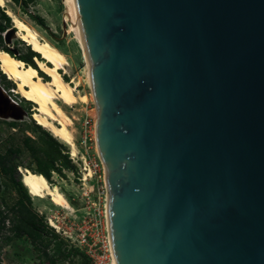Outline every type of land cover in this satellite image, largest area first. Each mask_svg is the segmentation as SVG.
Listing matches in <instances>:
<instances>
[{
    "label": "water",
    "instance_id": "95a60500",
    "mask_svg": "<svg viewBox=\"0 0 264 264\" xmlns=\"http://www.w3.org/2000/svg\"><path fill=\"white\" fill-rule=\"evenodd\" d=\"M75 5L116 264H264V0Z\"/></svg>",
    "mask_w": 264,
    "mask_h": 264
},
{
    "label": "rangeland",
    "instance_id": "374dc122",
    "mask_svg": "<svg viewBox=\"0 0 264 264\" xmlns=\"http://www.w3.org/2000/svg\"><path fill=\"white\" fill-rule=\"evenodd\" d=\"M9 1V8L18 15L21 19L26 21L30 26L34 27L42 37V39L49 41L56 47H58L62 52L67 56L69 66L67 71L62 70L63 79L64 76L68 78V82L76 81L80 83L79 93L86 94L90 97L91 88L87 84V77L85 74V59L83 50L80 48V45L74 39V36L71 33L65 35L63 31V12L65 10L64 0H34L29 3L26 9L23 7L17 6L13 1ZM1 8V7H0ZM2 9V8H1ZM6 12L5 9H2ZM26 12L31 13L36 16H40L44 19L46 26L49 28L48 31L44 30L42 27L38 26L31 18L26 14ZM7 14V13H6ZM8 15V14H7ZM2 19L0 17V23ZM11 24L13 27L12 19ZM10 28V29H11ZM52 34V35H51ZM4 36V33L2 34ZM5 36L10 42L7 44L4 42V45L10 49H14L17 55L26 53V49L30 48L28 45L16 37V33H5ZM31 49V48H30ZM50 79V78H49ZM66 81V80H65ZM0 83L6 88L7 91L11 92L10 94L16 98V100L22 105V107L28 111V108L31 109V115L24 118L22 121H7L0 119V154H4L5 151L13 144H20L22 139L25 136L35 138L37 135L33 132L32 126L34 125L33 121V112L34 105L27 103L19 94L15 92L16 85L9 81L7 77L3 76V73L0 71ZM92 96V95H91ZM94 99V98H93ZM25 100V101H24ZM90 107L95 108L94 101L89 100ZM87 102V103H88ZM93 102V104H92ZM84 103L79 102L73 106H65L64 110L72 118L73 125L70 127L74 137L75 149L77 150V155L73 156V147L66 145L67 150L70 152V159L72 163L77 168V172L74 174L69 171H65L66 177L60 178L57 175H54L52 178L51 185H57L60 190L64 193L68 202L71 205V208L66 209L60 206L55 205L49 198L40 199L32 197V207L33 209L42 216L47 224L52 226L63 225L64 221H70L71 223L77 221L78 217L81 215V207L86 204V194L91 192L93 186L96 185L95 179L84 180L89 167H91L90 160H88V165L85 167L81 161L85 149L80 144L81 142V122L84 115ZM96 111V109H95ZM94 112V110H93ZM92 112V114H93ZM29 113V111H28ZM94 116V114H93ZM36 122V121H35ZM17 125H11V124ZM63 143V142H62ZM91 156V162L100 161L98 156V151L96 147V142H93L89 145V150L87 152ZM73 158V159H72ZM74 160V161H73ZM22 162L23 166L18 168L19 176L21 177L20 169H25V166L31 164L33 167L35 163L30 157L28 151L26 150L22 157L19 159ZM86 168V169H85ZM92 169V168H91ZM0 184L5 181V176H0ZM95 193V192H94ZM93 194V193H91ZM94 196V195H92ZM17 194L15 192H9L6 196V201L9 205H12L17 200ZM2 200L0 199V211H4L2 206ZM51 221V222H50ZM51 223V225H50ZM9 223L6 224L9 228ZM2 236H0V264H39V252H37L31 241L28 237H24L21 240H16L9 245H6L2 242ZM60 238H62L60 236ZM54 247L50 248L52 253ZM81 259L75 258L71 264H80Z\"/></svg>",
    "mask_w": 264,
    "mask_h": 264
},
{
    "label": "bare ground",
    "instance_id": "6f19581e",
    "mask_svg": "<svg viewBox=\"0 0 264 264\" xmlns=\"http://www.w3.org/2000/svg\"><path fill=\"white\" fill-rule=\"evenodd\" d=\"M8 0H0V7L6 10L12 19L16 37L25 42L31 49L41 55L44 61L35 59L39 70L45 73L50 79L44 80L34 68L27 66L23 61L12 57L7 52L0 50V71L7 79L16 85L15 92L23 99L35 104L33 119L43 128L50 131L53 136L63 143L73 147L72 155H77L74 137L70 127L73 125L72 118L64 110L65 106H73L79 102L86 104L89 100L94 101L93 96L79 93L80 83L75 80L66 82L63 79V71H67L69 62L67 56L58 47L47 40L42 39L39 32L26 21L21 19L9 8ZM65 9L70 12L67 33H71L74 39L83 50L86 63L85 74L87 84L90 85V71L85 54L83 38L77 18L75 0H64ZM3 91L4 88L1 86ZM6 95L9 96L8 92ZM7 98V97H6ZM12 101L16 102L11 97ZM17 103V102H16ZM9 106L0 95L1 110H7L9 114H17L20 109ZM94 117L97 118V111L94 109ZM22 172V183L34 198H49L55 205L69 209L70 203L64 193L57 185H51L42 175L31 172L27 169H20ZM92 171L86 176L89 178Z\"/></svg>",
    "mask_w": 264,
    "mask_h": 264
},
{
    "label": "trees",
    "instance_id": "16d2710c",
    "mask_svg": "<svg viewBox=\"0 0 264 264\" xmlns=\"http://www.w3.org/2000/svg\"><path fill=\"white\" fill-rule=\"evenodd\" d=\"M11 1L15 5L26 9L29 3L34 0ZM1 8L0 50L23 61L27 66L37 70L44 80H49V77L39 70L35 60L44 61V59L39 53L30 49V46H28L30 48L26 49V53L21 55H17L14 49L4 46L2 34L6 33L12 27V24L11 18ZM26 14L38 26L46 31L49 30L43 18L28 12ZM3 76L5 78L4 74ZM64 80L68 82V78L65 76ZM27 103L34 105L32 102L27 101ZM28 111L29 115H31V109L28 108ZM33 123L32 129L37 135L35 138L27 136L25 132V136L20 144L11 145L4 154H0V176H5L6 179L0 184V199L4 207V211H0V236L3 235L1 238L2 242L9 245L16 240L28 237L34 249L39 252V264H62L67 261L72 262L75 258L81 259L80 264H91L85 254L79 249L70 248L68 243L61 239L55 230L47 224L45 219L33 209L32 196L22 183V174L21 177L19 176L18 168L23 166L19 159L26 150L33 159L35 166L33 167L31 164H28V166H25V169L42 175L50 184H52L54 175L65 178V171L74 174L77 172V168L70 159V152L67 150L65 143H62L50 131L38 125L35 121ZM11 125L17 124L13 123ZM9 192H15L18 197L12 205H9L6 201V196ZM7 223H9V228L6 226ZM52 246L54 250L51 253L50 248Z\"/></svg>",
    "mask_w": 264,
    "mask_h": 264
},
{
    "label": "built area",
    "instance_id": "2783aa9c",
    "mask_svg": "<svg viewBox=\"0 0 264 264\" xmlns=\"http://www.w3.org/2000/svg\"><path fill=\"white\" fill-rule=\"evenodd\" d=\"M84 105L80 144L85 152L81 161L86 167L88 160H90L91 167H89L87 174L92 171L89 178L95 179L97 182L92 187L91 192L86 194V204L79 210L81 215L77 218V221L75 220L73 223L64 221L63 225L59 226H52L51 223L50 225L62 237L61 239L68 243L70 248L79 249L85 254L91 264H116L109 232L108 192L104 167L101 161L91 162V156L87 153L89 145L96 142V118L92 114L96 108L90 107L89 102ZM89 178L85 175L84 180L87 181ZM62 264H71V262L67 261Z\"/></svg>",
    "mask_w": 264,
    "mask_h": 264
},
{
    "label": "flooded vegetation",
    "instance_id": "af4514ba",
    "mask_svg": "<svg viewBox=\"0 0 264 264\" xmlns=\"http://www.w3.org/2000/svg\"><path fill=\"white\" fill-rule=\"evenodd\" d=\"M5 39H6V36H5V33H4V36H3V43L5 42ZM5 46V45H4Z\"/></svg>",
    "mask_w": 264,
    "mask_h": 264
}]
</instances>
